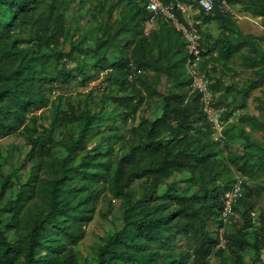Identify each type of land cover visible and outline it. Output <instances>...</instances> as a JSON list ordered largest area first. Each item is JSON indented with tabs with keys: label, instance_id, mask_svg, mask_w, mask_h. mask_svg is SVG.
Masks as SVG:
<instances>
[{
	"label": "trees",
	"instance_id": "16d2710c",
	"mask_svg": "<svg viewBox=\"0 0 264 264\" xmlns=\"http://www.w3.org/2000/svg\"><path fill=\"white\" fill-rule=\"evenodd\" d=\"M124 1L119 0V4ZM148 1L128 0L127 8L131 10L126 12L123 8L121 18H114L112 6L107 23L101 22L104 33L94 50L81 49L87 55L102 54L91 56L82 65L69 66L65 58L73 57L79 46L73 44L71 50L60 48L71 35L61 0H0V139L23 128L30 132V112L50 102L59 106L64 96L51 97L56 85L78 79L87 83L103 72L110 83L133 92L114 96L127 107L125 121L136 116L147 95H160L164 100L159 116L141 119L129 140L130 147L116 161L109 158L112 150L109 154H80L78 146L92 129L98 118L96 113H65L64 124L86 117L85 126L80 139L68 149L63 173L56 171L55 177L40 181L42 201L37 209L28 203L37 191L34 180L28 179L19 187L10 173L0 183V264H78L74 250L66 251L63 238L78 240L80 229L74 226L70 230L66 223L74 222L89 206L80 195V187L69 185L73 195L61 186L67 183L72 171L97 182L104 179L113 194L124 202V227L100 248L96 264H187L188 255L192 256V264H211L212 257L227 251L236 264H245L251 220L257 217L253 212L257 213V198L262 195L264 184L244 183V194L234 210L240 211L245 222L236 231L226 228V242L221 244L224 196L236 181V171L251 178L264 171V143L252 140L242 129L240 134L246 138V146L236 152L231 141L237 135L231 133L228 125L238 111L247 108L253 92L264 85V33L243 31L234 14L219 9L201 12L204 24L215 20L221 29L218 36L208 33V38L202 39V68L211 78L209 85L214 93L225 91L232 96L229 102L222 96L217 98L216 104L224 107L221 118L225 125L223 136L217 138L203 108L202 93L191 88L189 53L182 33L160 19L152 36L143 34V22L149 16ZM227 1L264 19V0ZM97 7L105 12L107 0H97ZM123 30L132 31L133 35L123 44L126 50L116 60L111 59L106 45L117 40ZM235 57H240L244 66L254 72L241 85L225 82V76L236 71L232 65ZM133 65L141 72L132 80L129 73ZM238 120L264 131V120L257 114L242 112ZM28 137L33 146L31 153L44 152L55 141L52 131ZM70 159H74V165L67 167ZM5 161L6 157L0 155V163ZM185 173L187 176L174 179ZM135 180H140L143 188L138 199L132 190ZM180 182L185 187H179ZM88 190L95 192L93 188ZM259 216L256 236L264 240V210ZM9 230H14V237H9ZM182 236L190 247L177 251L175 245ZM258 240L254 247L261 253ZM164 251L169 255L163 259Z\"/></svg>",
	"mask_w": 264,
	"mask_h": 264
},
{
	"label": "rangeland",
	"instance_id": "374dc122",
	"mask_svg": "<svg viewBox=\"0 0 264 264\" xmlns=\"http://www.w3.org/2000/svg\"><path fill=\"white\" fill-rule=\"evenodd\" d=\"M81 1L82 0H61V8L65 11L68 25L71 29V35L61 44L60 48L71 50L73 44L79 46V48L74 51L73 57L65 58L69 66L82 65L90 59L91 56L102 54L93 52L91 55H87L82 50L86 47L94 50L104 33L101 22L104 24L107 23L109 15L108 10L112 8V6L114 7V18L122 17L123 8L126 12H130L131 10V8L130 10L127 8L128 0H125L123 4H119V0H107V9L103 13L100 12L97 7V0H87L86 4H81ZM183 1L197 3L198 0ZM134 9L136 10L135 7ZM233 9L235 11V18L243 31L258 35L264 33V19L261 16L243 11L240 5H233ZM160 19L164 20L161 17ZM117 28L118 25L114 27V30ZM202 30L204 38H208V33L218 36L221 32L219 23L215 20L203 24ZM132 35V31L128 32V30H123L119 33L117 40L114 39L107 43L106 48L109 58L116 60L120 56V53L126 50V48H123V44ZM121 39L123 40L121 41ZM203 61L204 56L198 59L192 71L207 75V71L202 68ZM49 65L54 66L51 62H49ZM232 65L236 71L234 74L231 73L225 76V82L228 84L237 82L241 85L248 77L254 74L251 68L244 66L240 57H235ZM90 71L94 72L95 69L91 67ZM187 71L188 74L191 75L189 68H187ZM105 73L106 72L101 73L102 75L98 79H93L87 83H83L81 79H78L71 84L56 85L51 93V97L55 99L59 95L64 96L59 106H55L50 102L46 107L30 112L28 119V123L32 127L30 132H27V128H23L15 134L0 139V155L6 157L7 160L0 163V183H2L6 175L10 173H12L15 180H17L16 183L19 187L28 179L34 180L38 186L36 188L37 191L33 193L34 197L28 200V203L32 205L34 210L37 209L42 201V190L40 189L42 186L40 185H43V183H40V181L43 180L44 177H55L56 171H58L59 174L63 173L66 168L63 160L68 154V149L70 145L80 139L81 132L85 126L86 117L75 118L73 121L64 124L62 118L65 113L75 112L76 115L87 111H90V114L96 113L98 118L94 120L92 129L81 139V144L78 146L80 148V154L83 155L87 152H92L93 154L97 152L109 154L112 150V156L109 158L114 161L123 156L130 147L129 140L135 133L141 119L144 116L154 119L161 114L164 105L163 97L160 95H147L145 102L137 111L136 116L125 121L124 116L127 107L117 102L114 96L132 95L133 92L130 89L127 90L123 88L120 84L110 83L104 75ZM208 77L207 75V78ZM208 80L211 83L210 77ZM213 94L216 107L220 105L216 104L219 96H222L227 102L232 99V96L228 95L225 91L213 92ZM247 102V108L238 111L232 118V122H229L228 125V127L230 126L231 128V133L237 135L236 138L231 141V147L236 152H240L246 146V138L240 134L242 129H245L250 134L252 140L264 143L263 130H259L248 124H241L238 120V116L242 112L257 114L264 120V85L257 88ZM48 131L53 132L55 141L51 143L44 152L37 153L35 151L31 153L33 146L28 136H44ZM214 135L215 137L218 136L217 131ZM73 165L74 159H70L67 167ZM17 168L21 169L15 173ZM113 168H115V165ZM182 176H187V174H178L174 179H180ZM245 178V182L247 181V183L251 185H263L264 171H259L252 178L249 176H245ZM70 184L81 188L80 195L84 198L89 209H85L83 215L76 217L74 222L66 223L70 230L73 229L74 226H77L81 234L77 241L68 236L63 238L67 243L66 251L69 249L74 250L79 261L78 264H96L100 248L124 227V202L121 197L113 194L108 187V183L104 179L97 182L92 180L90 176L85 177L72 171L68 175L67 183L61 186L67 194L71 192L74 195L75 192L69 189ZM185 185L184 182L179 183V187L181 188L185 187ZM88 188L95 189L94 194H92ZM132 190L135 199L141 197L143 188L140 180H135L132 183ZM7 196L10 197V192H8ZM257 202V217L256 219L252 218L251 222L253 227L249 229L250 231L248 234L250 245L244 250L245 264H264V240L261 236L258 240L255 231L260 225L259 214L264 210V191L262 195L257 198ZM7 221L8 220L2 223L1 227L4 226ZM244 222L243 215L238 209H235L229 216L226 228L230 231H236ZM8 235L10 238L14 237V230H9ZM257 240L261 244V253L254 247V242ZM188 247H190V245L184 236L180 237L175 245L177 251ZM167 252L168 251L162 252L161 257L163 259L165 255H169ZM166 258L169 259V257ZM187 264H192L191 255H188ZM211 264H236V262L234 261V256L227 251L222 256L216 255L212 257Z\"/></svg>",
	"mask_w": 264,
	"mask_h": 264
},
{
	"label": "built area",
	"instance_id": "2783aa9c",
	"mask_svg": "<svg viewBox=\"0 0 264 264\" xmlns=\"http://www.w3.org/2000/svg\"><path fill=\"white\" fill-rule=\"evenodd\" d=\"M146 8L149 16L143 25V34L145 36H152L160 17L174 25L182 33L186 43V49L189 53L188 68L192 74L191 88L202 93L201 100L203 102V108L207 112L212 126L215 128V132L217 131L218 136L216 137H222L225 125L221 116L224 107L215 106V97L210 88L207 75L192 71V68L196 65L198 59H200L199 57L203 51L202 26L204 19L201 16V12H211L219 9L225 13L235 14L233 6L227 0H221L219 2L218 0H198L197 3L182 0H149ZM140 72L141 70L135 69L133 65L129 73L130 79L133 80ZM245 179V176L241 172L236 171V181L225 193V205L222 211L224 226L220 230L221 244H225L226 242L224 230L227 227L229 216L234 212V206L244 194ZM256 215V212H253V216L256 217Z\"/></svg>",
	"mask_w": 264,
	"mask_h": 264
},
{
	"label": "clouds",
	"instance_id": "9594fccd",
	"mask_svg": "<svg viewBox=\"0 0 264 264\" xmlns=\"http://www.w3.org/2000/svg\"><path fill=\"white\" fill-rule=\"evenodd\" d=\"M143 25H144V23H143Z\"/></svg>",
	"mask_w": 264,
	"mask_h": 264
}]
</instances>
